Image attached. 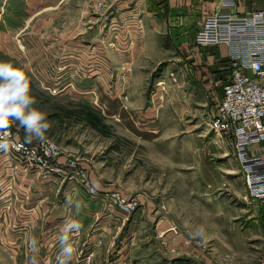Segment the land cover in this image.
<instances>
[{"label":"rangeland","instance_id":"rangeland-1","mask_svg":"<svg viewBox=\"0 0 264 264\" xmlns=\"http://www.w3.org/2000/svg\"><path fill=\"white\" fill-rule=\"evenodd\" d=\"M135 1L0 0V60L31 67L45 138L89 169L70 178L105 184L106 216L89 226L104 230L96 264H257L264 203L249 197L178 53L166 50L159 64L133 50L135 24L119 15ZM11 128L26 138L19 121ZM113 194L136 208L122 212Z\"/></svg>","mask_w":264,"mask_h":264},{"label":"crops","instance_id":"crops-1","mask_svg":"<svg viewBox=\"0 0 264 264\" xmlns=\"http://www.w3.org/2000/svg\"><path fill=\"white\" fill-rule=\"evenodd\" d=\"M227 2L233 5L227 7ZM259 10H264V0H136L123 5L119 18L128 13L132 17L135 28L130 38L141 60L160 64L161 53L168 49L178 53L184 63L179 70L189 75L188 90L198 93L203 104L210 103L214 117L230 81L228 48L197 46L195 35L209 16H244ZM137 67L139 63L133 69ZM260 147L264 151V143ZM56 163L63 173L45 178L22 161L0 156V264L97 263L104 230L89 226L97 213H106L108 197L100 195L105 184L90 175L98 194L89 196L80 180L69 176L74 171L71 163L85 173L87 165L67 156ZM112 213L123 216L117 210Z\"/></svg>","mask_w":264,"mask_h":264},{"label":"built area","instance_id":"built-area-1","mask_svg":"<svg viewBox=\"0 0 264 264\" xmlns=\"http://www.w3.org/2000/svg\"><path fill=\"white\" fill-rule=\"evenodd\" d=\"M194 43L228 48L230 81L223 88L211 129L231 142L249 197L264 203V151L260 149L264 143V10L244 16H209L196 33ZM6 131L10 133V146L7 151L0 150V156L22 161L45 176L63 173L56 160L69 153L56 141L45 138L27 142L11 126ZM70 166L75 170L73 163ZM82 186L89 196H97V190L86 178ZM110 197L125 213L137 206L135 199L124 200L116 194ZM257 264H264V248Z\"/></svg>","mask_w":264,"mask_h":264},{"label":"clouds","instance_id":"clouds-1","mask_svg":"<svg viewBox=\"0 0 264 264\" xmlns=\"http://www.w3.org/2000/svg\"><path fill=\"white\" fill-rule=\"evenodd\" d=\"M31 71L27 64L17 65L12 60H0V150L9 149L10 133L6 130L13 120L19 121L25 128L28 142L33 138L45 139L50 125L46 113L33 107L36 100L31 95Z\"/></svg>","mask_w":264,"mask_h":264}]
</instances>
